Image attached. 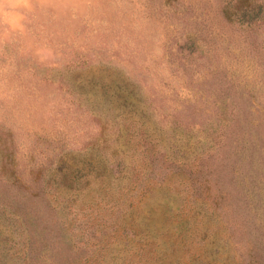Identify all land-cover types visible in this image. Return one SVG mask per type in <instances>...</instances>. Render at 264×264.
I'll use <instances>...</instances> for the list:
<instances>
[{"label":"rangeland","instance_id":"obj_1","mask_svg":"<svg viewBox=\"0 0 264 264\" xmlns=\"http://www.w3.org/2000/svg\"><path fill=\"white\" fill-rule=\"evenodd\" d=\"M225 2L0 0V264H264V0Z\"/></svg>","mask_w":264,"mask_h":264},{"label":"trees","instance_id":"obj_2","mask_svg":"<svg viewBox=\"0 0 264 264\" xmlns=\"http://www.w3.org/2000/svg\"><path fill=\"white\" fill-rule=\"evenodd\" d=\"M232 1L233 0H226L225 6L223 8L224 15L230 20L244 19L250 11L248 9L253 8V5L256 0H235L234 5L232 4ZM262 4L263 2H258L260 8L262 7ZM171 161H173L172 165H174V158ZM190 175H192V173H190ZM68 244H70V242Z\"/></svg>","mask_w":264,"mask_h":264}]
</instances>
